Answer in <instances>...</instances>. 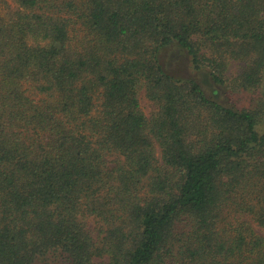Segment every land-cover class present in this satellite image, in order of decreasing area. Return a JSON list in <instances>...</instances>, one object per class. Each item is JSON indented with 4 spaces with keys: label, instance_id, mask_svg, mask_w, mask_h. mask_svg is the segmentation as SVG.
<instances>
[{
    "label": "trees",
    "instance_id": "1",
    "mask_svg": "<svg viewBox=\"0 0 264 264\" xmlns=\"http://www.w3.org/2000/svg\"><path fill=\"white\" fill-rule=\"evenodd\" d=\"M262 231L264 0H0V264H264Z\"/></svg>",
    "mask_w": 264,
    "mask_h": 264
},
{
    "label": "rangeland",
    "instance_id": "2",
    "mask_svg": "<svg viewBox=\"0 0 264 264\" xmlns=\"http://www.w3.org/2000/svg\"><path fill=\"white\" fill-rule=\"evenodd\" d=\"M237 70H238V67L235 64H233L230 67L229 72H231L232 74H235L237 72ZM228 96L234 102H237V103L243 102L242 104H244V105H245V103L247 105H252L256 99V92L254 93L252 91H248L245 94H240V93L234 92L233 94H228ZM255 103H256V101H255ZM140 105H141L142 110L145 113L148 114L150 112V110H151L150 102L148 99H146L144 97L143 94L140 95ZM256 229H257V231L261 232L260 229H258V228H256ZM262 233H264V232L262 231Z\"/></svg>",
    "mask_w": 264,
    "mask_h": 264
}]
</instances>
